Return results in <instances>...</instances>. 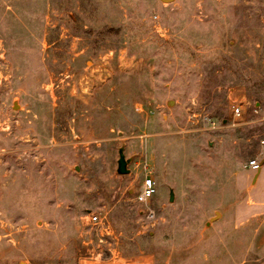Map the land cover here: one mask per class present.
I'll return each mask as SVG.
<instances>
[{
  "label": "rangeland",
  "instance_id": "rangeland-1",
  "mask_svg": "<svg viewBox=\"0 0 264 264\" xmlns=\"http://www.w3.org/2000/svg\"><path fill=\"white\" fill-rule=\"evenodd\" d=\"M263 102L264 0H0V264H264Z\"/></svg>",
  "mask_w": 264,
  "mask_h": 264
},
{
  "label": "built area",
  "instance_id": "built-area-1",
  "mask_svg": "<svg viewBox=\"0 0 264 264\" xmlns=\"http://www.w3.org/2000/svg\"><path fill=\"white\" fill-rule=\"evenodd\" d=\"M230 107L232 113V120L234 121L233 125H235V123L239 124L244 114L241 104L232 102ZM260 112L264 113V102L262 104L255 103L253 105L252 113L258 115ZM247 167L253 171H257L258 169H260V164L257 163L255 160H251L248 162ZM155 194V183L152 178L146 176L141 183V188L137 193L135 200L138 203H147L152 197L155 196ZM148 217L153 218L152 213H150ZM86 219V225L90 228L92 232L96 233V241L98 244L96 246V255L99 256V258L103 259L106 253L108 252L110 246H112V243L117 241L115 233L111 228L110 223L106 220L105 217L101 216L100 214L88 213ZM1 239L2 237L0 235V241Z\"/></svg>",
  "mask_w": 264,
  "mask_h": 264
},
{
  "label": "crops",
  "instance_id": "crops-1",
  "mask_svg": "<svg viewBox=\"0 0 264 264\" xmlns=\"http://www.w3.org/2000/svg\"><path fill=\"white\" fill-rule=\"evenodd\" d=\"M97 248L87 250L78 258L77 264H156L149 255L138 252H129L124 247H119L117 242L110 246L103 259L96 255Z\"/></svg>",
  "mask_w": 264,
  "mask_h": 264
},
{
  "label": "water",
  "instance_id": "water-1",
  "mask_svg": "<svg viewBox=\"0 0 264 264\" xmlns=\"http://www.w3.org/2000/svg\"><path fill=\"white\" fill-rule=\"evenodd\" d=\"M160 1L163 3H165V2L170 3L173 0H160ZM167 105H170V102H168ZM14 109H16V108L14 107ZM223 123H225V121H223ZM129 162L130 161L128 159H125V157H124L123 148H120L118 150V160H117V169H116L117 174H119V175L127 174L128 173L127 165ZM173 199H174V192L172 189H169V202H172ZM215 215H217V214H215Z\"/></svg>",
  "mask_w": 264,
  "mask_h": 264
}]
</instances>
